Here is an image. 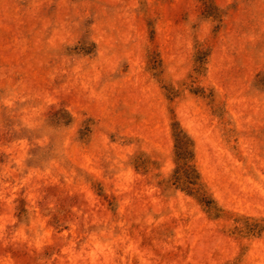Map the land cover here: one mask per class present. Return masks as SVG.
Instances as JSON below:
<instances>
[{"label":"rangeland","instance_id":"1","mask_svg":"<svg viewBox=\"0 0 264 264\" xmlns=\"http://www.w3.org/2000/svg\"><path fill=\"white\" fill-rule=\"evenodd\" d=\"M0 264H264V0H0Z\"/></svg>","mask_w":264,"mask_h":264}]
</instances>
